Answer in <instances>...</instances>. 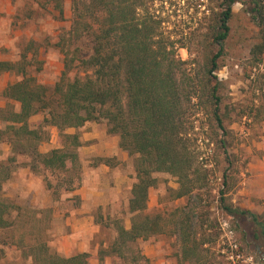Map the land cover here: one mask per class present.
Instances as JSON below:
<instances>
[{
    "label": "trees",
    "instance_id": "obj_1",
    "mask_svg": "<svg viewBox=\"0 0 264 264\" xmlns=\"http://www.w3.org/2000/svg\"><path fill=\"white\" fill-rule=\"evenodd\" d=\"M219 1L221 11L210 31L218 53L205 62L200 61V44L195 38L197 30L205 27L183 29L176 39L166 35L169 32L152 6L155 0H72L69 40L59 43L64 70L52 89L32 76L26 55L17 62H0V71L20 77L5 90L4 96L20 107L19 111L12 106L0 109V121L7 123L5 129H0V143L7 142L15 156H25L32 170L42 167L64 173L66 191L81 186L80 135L65 134L63 149L42 154L38 146L46 139L48 126L64 132L91 122H106L108 134L119 137V147L136 156V183L128 205L131 227L114 221L117 237L108 249L100 250V260L115 256L125 263L147 264L149 260L137 243L168 234L177 241L179 264L212 262L208 258L211 250L205 246L214 241V236L207 234L206 221L198 212L207 202L201 191L209 182L208 166L215 141L201 137V123L193 118L199 109L210 112L215 128L222 133L219 144L226 147L228 131L219 114L221 99L214 73L220 69L219 59L231 31L229 23L236 0ZM249 4L251 19L261 37L251 49V60L264 77V0H250ZM72 41L86 43L89 54L83 56L80 47L71 51ZM181 49L188 51L190 59L180 56ZM39 114L44 115L43 125L31 129L29 120ZM14 161L15 157L0 160V232L15 226L12 206L3 197L4 185L16 170ZM159 173L176 179L178 188L170 192L175 199L185 198L187 202L170 213L149 214V191L158 185ZM224 210L231 216L250 218L256 228L255 238L264 243V215L229 205H224ZM89 262L90 254L64 257L45 247L34 254L32 264Z\"/></svg>",
    "mask_w": 264,
    "mask_h": 264
},
{
    "label": "rangeland",
    "instance_id": "obj_2",
    "mask_svg": "<svg viewBox=\"0 0 264 264\" xmlns=\"http://www.w3.org/2000/svg\"><path fill=\"white\" fill-rule=\"evenodd\" d=\"M249 1L236 0L232 6L231 31L223 56L219 59L220 69L214 73L219 83L217 95L221 99L219 114L228 131L226 147L219 144L222 133L215 128L210 112L199 109L193 118L201 123V137H211L215 141L211 165L208 166L209 182L201 191L207 202L198 212L202 215V221H206L207 234L214 236V241L205 246L212 254L208 257L212 258V262L207 264H228L231 261L234 264H264V243L255 238L256 228L251 219L231 216L224 210V205L244 208V199L237 196L243 186L242 173H246L252 151L258 149V144L264 143V77L261 76L263 71L257 72L250 53L252 47L260 43L261 37L251 19ZM219 4V0H155L152 6L163 20L162 27L169 32L166 35L174 39L183 29L206 28L195 33L201 49L200 61L205 62L218 53V48L212 44L210 31L221 11ZM59 5L64 11L63 16H60ZM0 6V20H3L0 27V62H17L22 55H26L31 62L29 71L32 76L39 84L52 89L64 70V54L59 43L62 39L69 40L72 0H0ZM70 46L71 51L80 47L83 56L89 54L84 42L76 44L72 41ZM196 48V44L192 46L193 50ZM179 54L185 60L190 59L185 49H181ZM19 80L20 77L13 72L0 71V109L12 106L14 111H19L20 105L4 96L6 88ZM43 121V114L36 115L29 120V126L38 129ZM92 123L100 131L108 132L106 122ZM6 126L7 123L0 121V129ZM86 130L92 128L87 126ZM46 131V139L38 146L42 154L63 149L66 145L65 134L78 133L82 136L84 132L82 128L60 132L54 126H48ZM109 136L111 142L117 139L119 147V137ZM92 146L94 142L90 140L82 143L79 149L78 176L81 185L88 165L106 163L113 167L121 162L117 173L122 175L123 180L118 185L111 183L114 190H109L110 203L97 219L102 243L109 247L117 237L115 220H119L127 229L131 227L132 215L128 205L136 183V156H130L119 147L125 155L124 161L94 157L96 152H91ZM12 157H15L16 170L4 185L3 197L12 206L11 219L15 226L9 231L0 232V250H3L0 264H32L34 254L45 247L58 254L57 239L64 228L55 216V209H69L78 198L76 190H65L67 176L64 173L45 171L42 167L34 171L27 166L29 160L25 156H15L7 142L0 143V160L7 161ZM156 177L159 183L149 192L147 213L154 214L158 210L170 213L186 204V199H175L170 192L178 188L175 178L165 173H159ZM236 196L237 202H234ZM224 222L228 223L233 235H227V231L222 229ZM137 245L143 254L148 250L153 251L155 256H146L149 260L147 264H162L160 261L163 259L179 264L177 241L168 234L154 236L147 241L140 240ZM109 258L111 264H130L115 256Z\"/></svg>",
    "mask_w": 264,
    "mask_h": 264
},
{
    "label": "crops",
    "instance_id": "obj_3",
    "mask_svg": "<svg viewBox=\"0 0 264 264\" xmlns=\"http://www.w3.org/2000/svg\"><path fill=\"white\" fill-rule=\"evenodd\" d=\"M1 8L0 6V12ZM2 22L1 19L0 27L3 26ZM87 126H90L92 130H86ZM82 130L84 132L80 136V141L82 143L90 140L94 142V146L91 147L92 149L90 148L91 152H96L94 157L117 158L118 162L125 160V155L118 147L117 139L114 138V141L111 142L107 131H100L93 123H87L82 127ZM250 156L251 159L246 165V173H242L244 176L243 186L237 196L244 199L243 209L250 210L257 215H264V143L258 144V149L253 150ZM120 166L121 162L113 167L106 163L98 166L88 165L86 177L75 192L78 198L76 204L69 209L64 207L55 209V216L64 228L57 239L58 254L71 257L87 253L90 254L89 264H111L109 256L103 257V260H100L99 257L100 250H106L109 247L102 243L97 219L102 210H105L110 203L109 190H114L110 186L111 183L118 185L123 180L122 175L117 173ZM237 196L234 202H237ZM144 255L148 258L155 256L150 250ZM160 263L173 264V261L163 259Z\"/></svg>",
    "mask_w": 264,
    "mask_h": 264
},
{
    "label": "built area",
    "instance_id": "obj_4",
    "mask_svg": "<svg viewBox=\"0 0 264 264\" xmlns=\"http://www.w3.org/2000/svg\"><path fill=\"white\" fill-rule=\"evenodd\" d=\"M222 229L227 231V235H233V231L230 229L227 222L222 223Z\"/></svg>",
    "mask_w": 264,
    "mask_h": 264
}]
</instances>
